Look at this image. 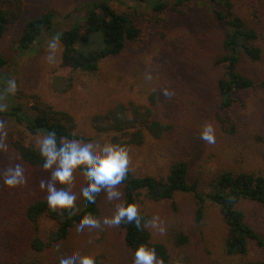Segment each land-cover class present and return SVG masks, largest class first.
<instances>
[{
	"label": "rangeland",
	"instance_id": "1",
	"mask_svg": "<svg viewBox=\"0 0 264 264\" xmlns=\"http://www.w3.org/2000/svg\"><path fill=\"white\" fill-rule=\"evenodd\" d=\"M90 0H3V9L17 13L0 39V54L6 61L9 79L16 82L17 100L34 98L59 111L69 113L76 131L91 137L103 146L110 143L107 135H96L89 121L116 103L133 102L148 105L154 94V117L171 124V131L161 140L146 135L138 146L125 147L127 168L134 176H166L171 164L184 161L187 180L196 183L200 193L221 172H252L264 177V84L237 95L228 122L218 108L216 82L222 69L215 62L223 54L224 28L218 23L204 0H166L168 8L157 13L146 2L111 0V7L133 18L141 28L137 43H128L119 55L102 60L94 73L72 72L61 64L62 47L45 35L30 51H16L14 40L25 22L53 11L55 26L65 28L80 16L81 3ZM233 14L254 29L262 58L250 62L243 57L240 70L256 82H264V0H233ZM263 87V88H260ZM3 103V102H2ZM206 125L212 128L214 142L204 140L200 133ZM40 137L28 135L22 126L0 118V173L20 164L25 182L9 188L0 182V246L7 239L11 222L20 216L21 207L32 200L45 198L46 188H39L49 172L23 165L16 157L11 142L21 140L38 146ZM18 160V161H17ZM85 174L75 168L70 182L54 185L75 195L74 204L81 202V186ZM98 192V227L76 225L68 237L42 253H28L24 264H59L61 252L91 256L94 264H132V253L125 246L122 231L111 219L117 203L123 202L118 184L101 185ZM109 187L121 196L108 199ZM137 212L151 217L147 228L151 242L163 244L169 260L165 264H239L245 260L264 261V206L252 201L239 204L246 221L260 235L262 247L250 245L246 257L228 256L224 251L226 227L219 209L206 202L203 215L196 221L197 201L190 193H176L172 200L152 202L139 196ZM154 221V223H153ZM17 224H14L16 226ZM40 234L45 237L53 229L51 221H40ZM162 229V230H161ZM186 237L183 244L176 236ZM164 264V263H162Z\"/></svg>",
	"mask_w": 264,
	"mask_h": 264
},
{
	"label": "trees",
	"instance_id": "2",
	"mask_svg": "<svg viewBox=\"0 0 264 264\" xmlns=\"http://www.w3.org/2000/svg\"><path fill=\"white\" fill-rule=\"evenodd\" d=\"M111 0H90L80 4V16L65 28L55 26L57 14L45 11L38 17L25 22L21 34L14 40V48L20 53L33 50L45 35L54 38L62 47L61 64L72 72L84 71L94 73L99 63L107 57L119 55L126 44L137 43L141 38V28L130 16L115 11ZM146 2L155 12L162 13L168 8L166 0H136ZM184 0H175L181 5ZM207 7L224 28L222 39L223 54L215 64L222 69L216 82L218 108L225 114L220 118L228 122L230 111L237 102V95L250 91L264 82H256L240 70L243 57L250 62H258L262 58L261 48L256 46L257 32L249 27L241 17L233 14V0H204ZM17 13H9L3 9L0 0V39ZM7 61L0 54V118L22 126L32 137H41L46 132H55L57 137L69 139L91 140L76 131L72 116L54 109L52 106L34 98V101L17 100L6 89L9 77L5 70ZM264 87V86H263ZM260 87V88H263ZM148 105L133 102H118L104 113L95 114L89 121L90 128L96 135H107L113 145L138 146L146 135L155 140L163 139L172 129L154 117V94L149 96ZM3 102V103H2ZM59 143V140H58ZM15 157L23 164L41 168L42 158L38 146L32 142L21 140L11 142ZM17 160V161H18ZM83 172V166H78ZM84 173V172H83ZM188 167L184 161L170 165L166 176H134L127 168L124 178L117 182L120 186L123 203L135 204L139 196L152 202L172 200L176 193H190L197 201L196 221L203 215L206 202L215 205L220 212L226 227L224 251L228 256L246 257L250 245L263 246L260 235L249 225L239 204L252 201L264 206V177L252 172L224 171L218 174L209 184L206 193H200L197 184L187 180ZM87 177L85 176V180ZM94 201L89 202L83 196L79 205L70 208H50L45 198L35 199L21 207L20 216L10 224L7 239L0 246V264H24L28 253L39 254L55 244L65 240L70 231L78 225L77 221L87 215L98 219L100 209L98 193H94ZM140 224L121 218L116 224L122 231L123 242L132 253L136 247L144 245L154 249L155 257L162 263H168L169 253L166 247L151 242V234L147 225L151 217L138 212ZM51 221L54 225L45 237L40 234V221ZM14 224H17L14 226ZM186 237L176 236V243L183 244ZM29 264V263H28ZM239 264H264L261 260H245Z\"/></svg>",
	"mask_w": 264,
	"mask_h": 264
},
{
	"label": "clouds",
	"instance_id": "3",
	"mask_svg": "<svg viewBox=\"0 0 264 264\" xmlns=\"http://www.w3.org/2000/svg\"><path fill=\"white\" fill-rule=\"evenodd\" d=\"M8 93L14 94L16 82L9 79L6 82ZM212 128L206 125L200 136L209 143L214 142ZM59 140V143H58ZM38 152L42 158L41 168L49 172L47 180L39 181V188L45 190V200L50 208H70L73 206L75 195L64 188H56L54 185H63L72 179V173L78 166H83V172L87 179L82 183L81 191L87 201H94V193H98L101 185H115L124 178L128 165V154L125 147L104 143L103 146L91 140L69 139L57 137L55 132H46L38 140ZM0 182L9 188L22 185L25 182L24 171L20 164H15L0 173ZM108 199L113 196H121V192L109 187ZM121 218L133 222L139 227L140 220L137 207L132 203H117L115 212L111 219L105 218V224H118ZM79 227L89 225L98 227L96 219L91 215H85L78 221ZM154 223V221H153ZM162 230V229H161ZM132 264H162V261L155 257L154 249L140 245L135 248ZM77 259V253L69 250L61 252L59 264H73ZM78 264H94L91 256H79Z\"/></svg>",
	"mask_w": 264,
	"mask_h": 264
}]
</instances>
